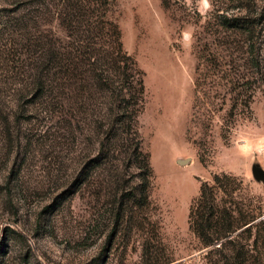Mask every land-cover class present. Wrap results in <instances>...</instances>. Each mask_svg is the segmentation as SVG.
I'll use <instances>...</instances> for the list:
<instances>
[{
	"label": "rangeland",
	"instance_id": "obj_1",
	"mask_svg": "<svg viewBox=\"0 0 264 264\" xmlns=\"http://www.w3.org/2000/svg\"><path fill=\"white\" fill-rule=\"evenodd\" d=\"M40 2L0 0V74L17 44L25 43L24 25L31 33L34 21L40 31L65 38L53 14L43 27L49 17L38 10ZM164 2L167 7L161 0H109L107 17L118 25L123 51L144 73L138 125L153 172L151 219L171 264H207L208 251L188 227L203 183L213 185L215 175L234 178L230 195L220 196L246 210L260 208L264 222V183L253 175L254 168L264 171V87L254 92L250 114L230 118L228 106L210 112L213 100L203 95L209 89L195 92L196 46L210 40L203 28L217 10H241L262 21L264 55V0ZM0 80V264H145L140 239L126 227L109 239V199L94 195L103 175L79 186L80 172L88 167L83 157L94 154L90 146H65L67 134L57 116L27 114L25 106L12 114L15 92ZM183 160L186 164L177 163Z\"/></svg>",
	"mask_w": 264,
	"mask_h": 264
},
{
	"label": "trees",
	"instance_id": "obj_2",
	"mask_svg": "<svg viewBox=\"0 0 264 264\" xmlns=\"http://www.w3.org/2000/svg\"><path fill=\"white\" fill-rule=\"evenodd\" d=\"M38 8L49 17L43 27L53 14L66 35L61 39L50 29L40 31L34 21L33 32L27 33L24 25L25 43L17 44L19 49L0 74L15 92L17 110L12 114H21L25 106L27 114L57 116L67 134L65 146H90L94 154L83 157L88 167L80 172L78 183L103 175L94 195L109 199V239L126 227L129 235L140 239L145 264H171L150 215L153 172L138 125L145 100L144 73L122 49L118 25L107 17L109 0H43ZM262 31V21L241 10H217L206 22L203 34L210 40L196 46L194 87L196 94L201 87L209 89L203 95L213 100L210 112L228 106L230 118L250 114L254 92L264 87ZM229 181L236 184L222 174L213 177V185H201L189 209V230L202 249L209 248L207 264H264L260 208L246 210L234 198L223 200L220 194L231 192Z\"/></svg>",
	"mask_w": 264,
	"mask_h": 264
},
{
	"label": "water",
	"instance_id": "obj_3",
	"mask_svg": "<svg viewBox=\"0 0 264 264\" xmlns=\"http://www.w3.org/2000/svg\"><path fill=\"white\" fill-rule=\"evenodd\" d=\"M186 161L187 160L178 161L177 163L178 164H185ZM253 175L256 178V180L261 181L262 183H264V171H261L258 168H254L253 169ZM204 251H209V248L208 249H205Z\"/></svg>",
	"mask_w": 264,
	"mask_h": 264
},
{
	"label": "bare ground",
	"instance_id": "obj_4",
	"mask_svg": "<svg viewBox=\"0 0 264 264\" xmlns=\"http://www.w3.org/2000/svg\"><path fill=\"white\" fill-rule=\"evenodd\" d=\"M184 161V160H183ZM187 162V161H186ZM186 162H185V164H186ZM179 165H184V164H179Z\"/></svg>",
	"mask_w": 264,
	"mask_h": 264
}]
</instances>
